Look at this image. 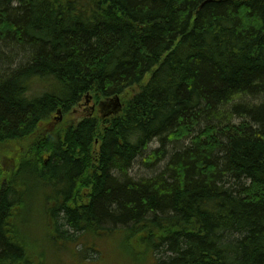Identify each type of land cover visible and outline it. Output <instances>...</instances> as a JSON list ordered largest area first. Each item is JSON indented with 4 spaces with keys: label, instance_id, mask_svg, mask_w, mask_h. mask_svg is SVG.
<instances>
[{
    "label": "trees",
    "instance_id": "16d2710c",
    "mask_svg": "<svg viewBox=\"0 0 264 264\" xmlns=\"http://www.w3.org/2000/svg\"><path fill=\"white\" fill-rule=\"evenodd\" d=\"M0 67V264L116 231L129 264H264V0H0ZM87 95L122 112L47 128Z\"/></svg>",
    "mask_w": 264,
    "mask_h": 264
},
{
    "label": "rangeland",
    "instance_id": "374dc122",
    "mask_svg": "<svg viewBox=\"0 0 264 264\" xmlns=\"http://www.w3.org/2000/svg\"><path fill=\"white\" fill-rule=\"evenodd\" d=\"M8 67H9L8 65L3 64V68L7 69ZM32 89L33 91L30 92L31 96L34 94L36 95L37 93H40L43 90H45V86L43 87L42 84H35ZM107 101L108 100L102 102H98V101L96 102L95 100H93L90 104H87L86 101L84 100V102H82L79 106H77L70 115L63 116L62 120L53 119V121H51L50 124L49 123L47 124V128H51L52 123L55 124L54 127L55 126L60 127L63 124L64 126L65 125L68 126L71 123V121H74L76 123L84 117L96 116L97 114H98L97 116L98 117L100 116L101 118L104 117L111 118L114 116H118L122 112V108L119 107V104L117 105L114 103H109ZM238 101H241L250 106L253 104H257L259 102V99L253 97H244ZM92 107H95V112H92L93 111ZM223 113L226 114L227 111L225 112L220 111L219 115H221V117L222 116L225 117ZM228 116L229 114L226 115L225 118L220 120L221 124H224V121H229L228 118L232 119V117H228ZM57 117L61 118V116H57ZM242 120L243 119L234 117L232 119V122L234 124H239L242 122ZM159 146H160L159 141L156 140L147 150L146 157L150 155L152 150L157 149ZM173 147L174 146L171 145L168 149L172 150ZM144 160L145 159H143V161ZM137 164H136L137 166L135 165L133 171L131 172L132 177H134L135 179L152 177L153 174H155L151 172L146 166H143L141 163H137ZM163 166L164 165H157L155 168L156 173L160 172L163 169ZM31 210L32 209L29 203L26 204L24 211L20 215L19 220L21 222L22 231H24V228L26 229V227H30L28 228V230L30 229L31 233H33L31 235L36 236L37 230L40 229L39 226L41 224V221H39V219L36 216L38 213L41 212V210H36L32 212ZM30 223L31 226L29 225ZM23 234L25 235V233ZM76 235H80V234L78 233ZM99 238L100 239H94L92 241V243L94 242L97 245L99 253L98 252L93 253L90 250L86 252L85 245L83 243L84 240L83 236L81 237L80 240L76 241V243L68 244V245L67 243L62 242L61 240H57L56 242L59 247L52 249L51 253H49L46 256L47 257L46 264H129V261L125 259L127 257L126 253H129V251L124 248V243L126 240L125 231H116L115 233H113L110 236H107L106 238H102V237ZM85 244L87 246L91 245V243H88V241H86ZM36 246H37L36 242L28 238V242H26V250L28 251V249L31 248L34 253L41 255V250L38 249ZM85 254L87 257L84 256ZM129 254L131 256H134L132 255V253ZM163 256L164 255L161 253L160 254L157 253L156 257L153 256L152 258H149V256H147L146 259L147 262H145L146 261L145 260L144 261L145 263L143 264H153L158 259L162 260ZM135 257L138 260H142L144 259L145 255L136 254ZM38 259L39 261L36 262L35 264H44L42 258L38 257ZM18 264H25V263L21 262ZM26 264H32V263L30 261V263H26Z\"/></svg>",
    "mask_w": 264,
    "mask_h": 264
},
{
    "label": "water",
    "instance_id": "95a60500",
    "mask_svg": "<svg viewBox=\"0 0 264 264\" xmlns=\"http://www.w3.org/2000/svg\"><path fill=\"white\" fill-rule=\"evenodd\" d=\"M89 101H90V99L88 100V102H89ZM58 114H61V110L58 111ZM60 120H62V118H61Z\"/></svg>",
    "mask_w": 264,
    "mask_h": 264
}]
</instances>
